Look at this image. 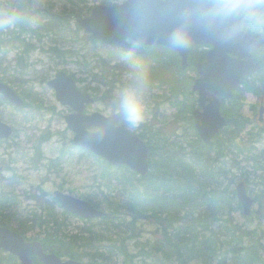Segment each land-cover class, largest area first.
Returning <instances> with one entry per match:
<instances>
[{"label":"trees","instance_id":"16d2710c","mask_svg":"<svg viewBox=\"0 0 264 264\" xmlns=\"http://www.w3.org/2000/svg\"><path fill=\"white\" fill-rule=\"evenodd\" d=\"M198 52L193 51L192 57L195 58ZM141 54L151 65L154 84L158 79H163L164 68L160 59L155 65L149 60L150 53ZM98 62L102 75L93 73L90 83H97L92 90L106 100L110 98L109 93L122 71V65H111L108 60L99 59ZM192 69L195 70V67L192 66ZM169 70L173 74L172 105L184 115L186 110H190L191 139L187 138L186 142L170 141V137L158 128L142 132L140 136L150 148L151 170L147 176H140L126 166H113L89 153L94 166H98L94 177L98 184L104 186L100 194L89 200L108 214L102 219L87 221L76 232H65V222L61 217L58 218L54 199L30 194L29 198L41 203V206L32 210L31 222L42 229L44 236L35 238L43 243L46 250L63 257L87 260L89 264H116L114 256L120 253L124 257L123 264H190L193 261L205 264H264L261 257L264 252L261 242L264 232L258 235L256 230L235 221L233 213L241 205L234 203L235 191L231 196L221 187L222 179L227 178L224 159L232 154L243 156L247 161L254 160L257 166L262 167L259 161L261 156L254 153L255 143L250 144L245 139L239 141L243 130L250 123L242 116L241 107L246 92L254 90L245 84L240 89L243 92L236 93L230 103L223 107L229 124L210 145H206L194 129L192 109L197 105V98L191 88L194 77L185 76V72L177 65ZM0 72H8L2 61ZM0 80L4 78L0 77ZM102 86L105 90L101 93ZM263 87V84L256 87V93L261 92ZM181 95L191 98L193 105L183 102ZM0 99L6 103L1 95ZM261 132L264 129L259 134ZM256 138L257 134H252V139ZM2 143L0 141V146ZM241 162L235 158L234 165L239 166ZM12 199L10 194L2 192L0 210L9 212ZM259 200L263 203L261 198ZM144 221L156 224L161 238L152 244L151 241L141 243L140 251L131 254L128 241L143 234ZM12 223L9 217H0V224L12 226ZM14 229L25 235L28 233V226L24 228L17 225ZM246 238H249V243L244 244ZM8 257L11 262H15L14 256Z\"/></svg>","mask_w":264,"mask_h":264},{"label":"rangeland","instance_id":"374dc122","mask_svg":"<svg viewBox=\"0 0 264 264\" xmlns=\"http://www.w3.org/2000/svg\"><path fill=\"white\" fill-rule=\"evenodd\" d=\"M121 1L107 0V3L115 4ZM23 2L30 3L31 0H23ZM98 3H102V0H38L36 9L46 8L63 15L88 16L90 9ZM37 14L38 16H44L39 18L37 26H40V28L46 27L44 24L47 23L50 25L49 27H53L54 31L52 32L54 35L52 37L59 40L61 47L72 50V54L63 51L59 53L60 58H58L37 51L30 53L28 54L29 62L31 64L35 63V65H32L30 71L23 76L17 75V72L14 71L16 68L14 61L16 51L5 58V62L11 64L10 73L5 75L0 72V77L4 78V81L9 80L8 82H14L13 77H17L18 81L21 77L31 79L29 84L34 86L33 91L37 95L35 98L42 104L41 106H29L27 109L20 111L0 99L1 117L16 129L13 138L0 146V194L2 192L3 194L8 193L11 198L13 197L10 211L0 210V217H9L13 222L12 226L8 225L11 228H15L17 225L24 228L28 226V235L26 236L30 239L44 236L42 229L31 222L32 210L36 206H41V203L37 199L29 198L30 194H41L53 199L54 190L62 186L65 191L74 196L88 200L100 194L101 190L104 189V186L98 184L94 177L98 166H94L93 157L86 150L76 147L73 143L74 132L69 128L65 119V116L71 113L72 109L57 100L54 89L48 85L47 81L58 70H68L70 74H76L77 78L86 79V81L78 80L77 84L83 91H87L86 88H89V92L95 97L94 103L88 106L87 112L98 111L109 115L107 106L110 103V98L101 99V94L93 91V86L97 83H90V81L93 73H97L99 76L102 75L99 59L110 60L111 65L119 63V47L104 46L102 43L95 42L86 30L79 27L75 19H65L54 25L50 23L53 22L51 19L45 17L48 14L41 12ZM43 18L47 20L42 21ZM36 44L42 45L37 41ZM86 58L89 61V66L84 65ZM163 59L166 63V59L169 58L166 55ZM176 65L179 66L177 61H173L171 64L172 67ZM184 71V75L187 77L197 75L196 71L189 68ZM172 77L173 74L169 72L165 75L164 82L161 79L156 81V85L153 86L147 101L148 119L139 130L132 132L140 134L158 128L163 134L170 137V141L180 140L186 142L187 138L191 139L190 110H186V115H184L179 113V109L172 105L174 101ZM14 86L19 87L21 85L15 81ZM104 90L105 87L102 86L101 93ZM180 99L191 106L193 105L191 98H183L181 95ZM260 105V96L248 94L244 99L243 109L241 107L242 116L250 120V123L243 130L239 141L245 139L250 144L255 143L254 153L263 156L264 132L259 134V131L264 129V122H260L258 118ZM91 129L94 130V128ZM252 134H257L256 140L252 139ZM235 158L242 161L239 166L234 165ZM224 160L226 162L223 165L225 168L224 173L227 178L222 179V189L233 196L236 184L244 180L247 183L250 195L256 199L250 216H245L242 207H238L234 211L233 217L239 225L256 230V234L260 235L264 232V161H261L263 164H261V167L257 166L255 161H247L243 156H237L236 154H232ZM258 197L263 200V203ZM233 199L234 203L238 204L236 196ZM56 208L58 218L64 219L63 229L67 234L76 232L79 227L85 225V220L71 214H64V210L58 206ZM37 212L42 213V211ZM143 227L144 232L140 237L128 241L131 254L140 251L141 243L151 241L152 244L161 238V233L157 230L156 224L144 221ZM261 242L264 248V238ZM247 243H249V238L245 239L244 244ZM114 257L116 264H123L124 257L121 253ZM261 257L264 262V252ZM190 264L205 263L193 261ZM257 264H261V262Z\"/></svg>","mask_w":264,"mask_h":264},{"label":"water","instance_id":"95a60500","mask_svg":"<svg viewBox=\"0 0 264 264\" xmlns=\"http://www.w3.org/2000/svg\"><path fill=\"white\" fill-rule=\"evenodd\" d=\"M130 4L131 0L120 5H98L90 16L78 17V23L91 32L96 41L122 44L124 36L129 34ZM169 23L170 20L167 18H158L148 33L146 45L167 46L164 33ZM193 43H209L214 46L208 54L207 61L197 64L200 76L193 86L194 91L199 94L201 106L194 111L195 126L201 138L209 144L220 129L228 124V120L221 113L223 104L221 96L232 97L246 74L258 69V66L252 65L251 59L242 60L239 45L243 44L242 48L250 51L260 44L243 36L234 41H223L199 29H194ZM179 52L183 67L187 68L190 50L188 48ZM230 54H235L236 57ZM49 84L56 89L58 100L74 109L66 120L70 129L75 132L73 141L76 146L103 157L113 165L129 166L144 176L149 174V147L144 139L127 130L113 116H105L100 112L85 113L86 106L93 103L94 98L89 93L82 92L77 87L75 79L64 71L58 72L56 79L51 80ZM0 93L11 103L19 106L24 104V100L6 83L0 82ZM263 114L264 107L260 111L261 120ZM90 127H97L98 130L90 131ZM12 133L11 125L4 122L0 116V138L8 139ZM54 194L64 209L84 219L102 217L106 214L91 203L63 191L56 190ZM237 196L244 208V214L249 216L254 198L248 194L244 181L237 185ZM0 247L18 255L22 264H34L32 255H37L45 264H87L74 259L64 261L58 254L46 252L40 241H26L20 233L4 226H0Z\"/></svg>","mask_w":264,"mask_h":264},{"label":"clouds","instance_id":"9594fccd","mask_svg":"<svg viewBox=\"0 0 264 264\" xmlns=\"http://www.w3.org/2000/svg\"><path fill=\"white\" fill-rule=\"evenodd\" d=\"M38 0H0V32L20 25L35 28ZM170 23L164 33L174 51L192 46L194 29L234 41L241 36L264 41V0H131L129 34L119 46L122 71L109 93L107 112L129 131H137L148 119L147 101L154 80L150 63L141 54L148 33L158 18Z\"/></svg>","mask_w":264,"mask_h":264},{"label":"flooded vegetation","instance_id":"af4514ba","mask_svg":"<svg viewBox=\"0 0 264 264\" xmlns=\"http://www.w3.org/2000/svg\"><path fill=\"white\" fill-rule=\"evenodd\" d=\"M125 1L126 0H122L121 2H118V3H123ZM98 4L111 5L107 3V0H102V3H98ZM92 9L93 7L89 11L90 14H91ZM35 12L36 13L41 12L43 14H48V16H45V17L46 18L48 17L49 19H51L53 22H50V23L54 25L64 21L65 19H70V18L75 19L77 22L78 17L81 16V15L77 16L78 14H64L63 15L60 13L52 12L46 8H38L36 9ZM54 14H57V15H54ZM38 17L42 18L44 16H38ZM46 20L47 19L45 18L42 19V21H46ZM44 25L46 27H41V28L40 26L31 28L25 25H20L14 30H9L7 32H0V54L3 52H6L7 54L6 57H8L10 53L17 51L16 58L14 61L16 65H18L19 67H28V66L32 67V65H35V63L31 64L28 58V54L33 53L35 51L41 52L44 54H50L52 57H58V58H60L59 57L60 51L61 52L64 51L69 54H72V50H67L66 47L64 48L61 47L59 40H56L52 37V35H54V33L52 32L54 31V28L49 27L50 25L47 23H45ZM243 37L245 38V36ZM36 41L39 43H42V45L39 46L38 44H36ZM258 42L260 43L259 47H255L250 51H247L246 49L242 48L243 44H240L239 52L242 54L241 58L243 60L247 61L251 59L252 65L258 66V69L256 71H253L252 73L246 76L244 82L248 83V85L251 86L252 90H254V91H250L249 94L260 96V99H261L260 106H262L264 105V87L262 90L263 93L262 92L256 93L255 90H257L256 87L258 85H261V84L264 85V41H258ZM200 49L201 51L198 54V59L200 60V62H204L207 59L208 52L210 51V49H212V46L202 45ZM205 51H206V55H205ZM64 71H66L69 75H71L68 70H64ZM13 79H15V81H17V83L20 84L21 86L15 87L14 86L15 81L14 82L4 81V82L9 83L12 87L16 89V91H18L21 94V96H24L26 99H35V97H37L36 93H34L33 91V87H34L33 84H29L30 81H27L24 79L18 81L17 77H14ZM0 81H3V80H0ZM55 96H56V92H55ZM58 188H60L66 193H69L65 191L64 188H62V186H59ZM35 239L36 238L30 239L26 237L27 241H33ZM8 256H12V255H10L5 249L0 248V264H20L21 259L18 255H16L17 258L15 257L14 263L9 260ZM31 259L34 264H44L37 255H32Z\"/></svg>","mask_w":264,"mask_h":264},{"label":"bare ground","instance_id":"6f19581e","mask_svg":"<svg viewBox=\"0 0 264 264\" xmlns=\"http://www.w3.org/2000/svg\"><path fill=\"white\" fill-rule=\"evenodd\" d=\"M62 53V52H61Z\"/></svg>","mask_w":264,"mask_h":264}]
</instances>
